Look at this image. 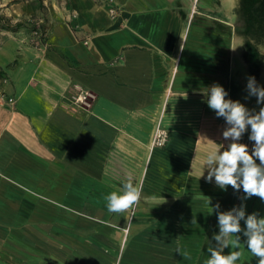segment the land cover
I'll use <instances>...</instances> for the list:
<instances>
[{"label": "crops", "instance_id": "obj_1", "mask_svg": "<svg viewBox=\"0 0 264 264\" xmlns=\"http://www.w3.org/2000/svg\"><path fill=\"white\" fill-rule=\"evenodd\" d=\"M248 3L49 0L45 46L3 43L0 264H205L220 248L218 215L242 206L239 249L223 254L258 264L243 230L248 215L264 217V201L207 182L204 164L232 142L206 103L210 86L264 107L247 88L249 77L264 87V22ZM38 6L15 12L29 18ZM157 125L169 134L159 149ZM250 133L238 142L251 153ZM129 177L139 202L109 213L105 197Z\"/></svg>", "mask_w": 264, "mask_h": 264}, {"label": "clouds", "instance_id": "obj_2", "mask_svg": "<svg viewBox=\"0 0 264 264\" xmlns=\"http://www.w3.org/2000/svg\"><path fill=\"white\" fill-rule=\"evenodd\" d=\"M247 88L250 95L256 96L258 104H264V87L257 86L255 77L248 78ZM227 95L219 84H213L208 89L206 103L217 117H224L230 125L222 135L232 142L223 151L216 148L206 153V180L211 183L214 177L216 185L222 190L231 186L239 191L242 187L244 199L256 196L264 201V107L254 112L238 100L226 99ZM249 127V140L254 141L251 153L246 144L238 142ZM202 176L204 171L199 178ZM141 192L142 188L131 177L127 178L120 188L105 197L108 212L120 214L135 206L140 200ZM215 207L218 208L219 205ZM233 212L236 214L233 215ZM242 219H245L243 206L218 215L219 234L214 239L220 244V248L209 249L210 258L205 264H236L240 260L242 254L239 250H232L227 255L223 252L229 247L239 249L238 234L242 232ZM243 235L247 237L248 251L258 259V264H264V217H259L258 213L248 215Z\"/></svg>", "mask_w": 264, "mask_h": 264}, {"label": "rangeland", "instance_id": "obj_3", "mask_svg": "<svg viewBox=\"0 0 264 264\" xmlns=\"http://www.w3.org/2000/svg\"><path fill=\"white\" fill-rule=\"evenodd\" d=\"M258 1L260 0H251V3H248V6L251 8L252 17L257 13V7L259 6ZM47 2H49V0H0V47H2L3 43L8 39H16L18 41L22 40L23 44H25V41L28 39L30 45H35V42L37 41L36 37L29 34L27 29L29 28V25L31 23L36 24L39 23V21H42L43 19V23L45 26ZM27 3L32 4L34 6L39 5V14H34L31 15V17L29 18H25L23 15L15 12L16 6H21ZM247 14L250 15V13ZM18 22L27 24L25 29H21L18 32H11L7 29L14 27V25ZM5 103H10V101H6L5 97L3 96L1 86L0 106H4Z\"/></svg>", "mask_w": 264, "mask_h": 264}, {"label": "built area", "instance_id": "obj_4", "mask_svg": "<svg viewBox=\"0 0 264 264\" xmlns=\"http://www.w3.org/2000/svg\"><path fill=\"white\" fill-rule=\"evenodd\" d=\"M108 12L111 15V17H114L117 10L114 7H110ZM42 23H43L42 21H39V23H36V25L41 26ZM41 31L43 32V29H40L39 31L31 34L32 36L36 37V40H37L35 42L36 46H41V45L45 46L46 37L45 36L41 37ZM87 96H88L87 93L83 92L82 90L79 91V94L76 98V102L79 105L86 104V97ZM168 140H169L168 131L165 128H163V126L157 125L155 128V131L153 133V136H152L151 148H157V149L164 148L167 145Z\"/></svg>", "mask_w": 264, "mask_h": 264}, {"label": "trees", "instance_id": "obj_5", "mask_svg": "<svg viewBox=\"0 0 264 264\" xmlns=\"http://www.w3.org/2000/svg\"><path fill=\"white\" fill-rule=\"evenodd\" d=\"M258 7H257V13L256 15L253 16V18L258 22V21H262L264 22V0H260L258 1ZM43 22V21H42ZM27 24H24V23H21V22H18L14 25V27L12 28H7L9 31L11 32H18L20 31L21 29H25ZM29 25V24H28ZM44 27V23L41 25V26H37L36 24H33L31 23L29 25V28L27 29L28 33L29 34H32L34 32H37L39 31L40 29H43V32L41 31V37H46V31H45V28ZM261 39L262 41H264V34L261 35ZM39 47V46H37ZM0 78H1V75H0Z\"/></svg>", "mask_w": 264, "mask_h": 264}]
</instances>
